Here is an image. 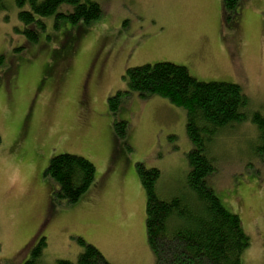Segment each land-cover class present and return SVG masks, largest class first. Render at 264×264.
<instances>
[{
  "label": "rangeland",
  "instance_id": "1",
  "mask_svg": "<svg viewBox=\"0 0 264 264\" xmlns=\"http://www.w3.org/2000/svg\"><path fill=\"white\" fill-rule=\"evenodd\" d=\"M93 1L102 6L99 19L85 24L51 15L35 40L11 0L0 11V264H23L40 230L48 264L75 263L78 238L110 264H155L137 165L159 170L157 192L171 195L183 185L191 145L185 111L165 99L131 93L110 111L108 97L126 90L127 68L169 62L199 81L236 83L249 111L264 114V0H241L232 12L223 0ZM142 36L144 45L126 59L124 50L98 80V51L103 56ZM10 68L9 91L2 81ZM121 122L124 135L117 132ZM256 141L246 120L210 148L217 170L207 184L241 220L249 238L244 264H264V156ZM62 153L95 167L94 186L74 204L56 199L58 185L44 177L50 158Z\"/></svg>",
  "mask_w": 264,
  "mask_h": 264
},
{
  "label": "trees",
  "instance_id": "2",
  "mask_svg": "<svg viewBox=\"0 0 264 264\" xmlns=\"http://www.w3.org/2000/svg\"><path fill=\"white\" fill-rule=\"evenodd\" d=\"M10 0H0V11ZM241 0H223V10L232 12ZM27 38L36 39L43 18L66 17L85 24L99 19L102 6L93 0H11ZM122 79L125 91L108 97L107 106L115 112L126 95L140 98L160 97L186 114L185 133L191 145L186 155L187 174L179 191L168 196L157 192L159 170L137 165L145 192V232L155 264H244L242 256L249 247L238 215L227 210L207 179L216 163L210 148L215 138L230 127L250 121L256 129L255 152L264 156V114L249 111L250 102L242 87L229 82H203L188 68L169 62H157L127 68ZM124 135L125 122L116 124ZM44 177L58 185L56 199L74 204L94 186L95 167L87 159L62 153L52 156ZM82 247L75 263L58 259L52 264H110L93 245L77 239ZM44 237L26 246L29 256L23 264H48L43 251Z\"/></svg>",
  "mask_w": 264,
  "mask_h": 264
},
{
  "label": "flooded vegetation",
  "instance_id": "3",
  "mask_svg": "<svg viewBox=\"0 0 264 264\" xmlns=\"http://www.w3.org/2000/svg\"><path fill=\"white\" fill-rule=\"evenodd\" d=\"M148 39V36H142L134 40L133 43H127L124 47V44L122 47L118 49H110L108 50L103 56V52L101 50L98 51V54L92 58L93 61V70H95V74L98 78V80L104 82L105 78L109 75L111 69L115 66L116 59L119 57V55L126 50L125 57L126 59L132 52L138 51V48L144 45L145 40ZM105 42V41H104ZM103 42V43H104ZM109 42V41H107ZM106 44V43H105ZM142 49V48H141ZM97 65V68L94 66ZM112 65V67H111ZM14 74L13 69H9L5 78L3 79V85L5 87H9V91L12 89V84H9L13 80L11 77ZM41 231V230H40ZM40 231L37 232L35 235V239H38L42 236H40Z\"/></svg>",
  "mask_w": 264,
  "mask_h": 264
}]
</instances>
